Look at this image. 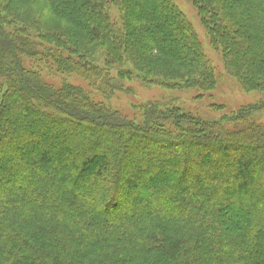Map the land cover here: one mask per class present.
I'll use <instances>...</instances> for the list:
<instances>
[{
  "label": "trees",
  "instance_id": "obj_1",
  "mask_svg": "<svg viewBox=\"0 0 264 264\" xmlns=\"http://www.w3.org/2000/svg\"><path fill=\"white\" fill-rule=\"evenodd\" d=\"M47 1L49 13L71 25L67 34L34 39L30 24L0 22V264H264V124L255 119L264 105L205 121L145 104L136 124L78 87L55 88L24 60L76 73L108 96L135 73L205 92L216 79L173 0ZM193 2L227 74L263 91L264 0ZM112 3L121 8L118 20ZM81 39L101 47L118 77L91 62ZM124 53L138 57L131 68ZM163 66L178 79L156 75ZM54 147L65 156L50 157ZM127 181L141 191L135 197ZM149 199L159 205L124 210Z\"/></svg>",
  "mask_w": 264,
  "mask_h": 264
},
{
  "label": "rangeland",
  "instance_id": "obj_2",
  "mask_svg": "<svg viewBox=\"0 0 264 264\" xmlns=\"http://www.w3.org/2000/svg\"><path fill=\"white\" fill-rule=\"evenodd\" d=\"M9 1L10 0H0V22L3 20V22H6L8 25L9 22H11L10 20L13 18L15 21L18 20L19 22L30 24L27 27L31 31V34H33L34 39L38 37L37 32H41V34H67L69 30H71V25L68 22L58 19L49 13L47 8V0H20L14 2V5L13 3L9 5V9L6 10L3 5H7ZM173 1L177 5L178 9L183 13L187 21L192 25L201 44V48L213 64L216 85L209 92L191 87L173 89L161 84L159 85V83L155 81L143 82L137 73H135V75L133 74V77L121 81V88L119 90H115L111 96H108L101 93V91H99L98 88H95L91 82L83 77L78 76L76 73H63L61 70L54 68V66L50 67L47 64H44V62L38 63L33 61L31 58L25 59V68L29 70L40 69L43 80L46 83L52 84L55 88H60L64 83L80 88L83 93L88 95L89 99L93 103L102 104L107 109L116 110L128 120H131L136 124L141 123V109L139 107L145 104H152L156 106L157 109L163 111L166 109L178 108L188 116L190 115L192 119L194 118V120L201 119L205 121H219L224 117L231 116L233 113H236L243 108L258 104L264 105V90L243 89L235 78L227 74L224 56L221 52L222 49L221 47H218V50L213 48V42H211V39L209 38L207 29L203 25V21L201 20V16L199 15L193 0ZM112 6L113 7L111 9L113 10L111 11V14L115 19L118 20L120 17L121 8L119 7L118 3H112ZM12 28V26H4L6 31L11 30ZM18 28H22V26ZM45 42L53 48H55L57 44L56 41L51 40H46L44 43ZM80 44H82L81 48H83V50L89 51L91 53L89 58L91 62L96 63L98 67H100L103 71L105 70L111 76L118 77L119 68L116 65L105 67L103 61V51L101 50V47L99 48L96 45H87L83 39H81ZM125 52L127 51L125 50ZM137 58V55L134 54L133 56L131 53H128L124 56V64L131 68L132 65L137 62ZM82 62L90 63V61L87 62V59L82 60ZM162 69L164 71L157 72L155 74H158V76H168L170 80H174L180 75L179 72L177 74V72L172 70L170 67L163 66ZM192 72L193 71H188L187 68L186 70L184 69V71H182L184 76L192 75ZM169 73L172 75L170 76ZM255 119L257 123L264 124V111L257 113ZM167 123L170 124V121ZM228 128L230 127L228 126ZM89 131L90 130L83 131V133L89 134ZM147 147L149 149L152 148V146ZM64 156V151L58 147L52 148L50 157ZM101 163L104 168L109 169L103 161ZM99 165L100 164H98V166ZM145 165L146 164H143L141 169L144 168ZM178 168L179 165H174V170H178ZM5 171L6 170H3L1 172L0 170V173L3 174ZM166 171L168 174L171 172V170ZM128 172L129 171L125 168L120 172V175L127 174ZM85 174L89 175L88 173ZM127 184L130 186V189L125 190L130 192L129 194L131 196L135 197L137 192H141L139 189L135 188L133 183L127 181ZM85 185L86 184L84 183L80 184L81 187ZM2 186L6 185L2 183ZM249 186L250 184L243 185V191H247L250 188ZM46 191L48 192V190ZM76 193L78 205L80 207H85L86 201L81 195V192L77 191ZM35 194V192H30L31 196H34ZM163 201L170 203L169 200ZM130 203L136 204L139 207V210L147 209L150 206L159 205L158 202L151 199L146 200L145 202L134 200L132 202H128L124 210H128L129 205H131ZM120 214L116 213L113 215L117 218H120ZM110 216L111 215L109 214H105L104 218H108Z\"/></svg>",
  "mask_w": 264,
  "mask_h": 264
}]
</instances>
